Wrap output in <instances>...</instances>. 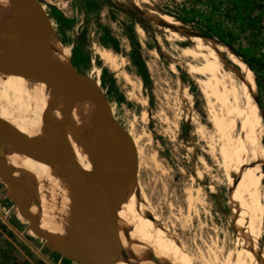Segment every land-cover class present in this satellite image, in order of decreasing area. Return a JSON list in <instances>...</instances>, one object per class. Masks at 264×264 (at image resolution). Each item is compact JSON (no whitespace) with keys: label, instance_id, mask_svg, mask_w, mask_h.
<instances>
[{"label":"bare ground","instance_id":"obj_1","mask_svg":"<svg viewBox=\"0 0 264 264\" xmlns=\"http://www.w3.org/2000/svg\"><path fill=\"white\" fill-rule=\"evenodd\" d=\"M122 1L151 27L180 44L187 43L179 48L180 63L189 73L202 77L199 89L209 104L210 123L219 143V161L227 172V218L235 236L234 248L221 261L214 253L212 261H204L205 264H264L260 243L264 143L261 118L252 99V72L228 48L191 33L149 0ZM28 12L32 13L28 8L0 0V55L23 53L36 26ZM57 43L61 44L55 34L48 35L40 43L38 55L70 64L69 53ZM95 53L112 63L108 52ZM185 59L190 62L184 63ZM90 111L89 95L81 88L58 93L28 76L0 73V120L18 131L33 151L62 147L88 171L91 166L83 139ZM104 141L116 168L120 206L119 235L115 248L107 253L106 264H195L183 244L168 242L149 223L155 215L141 189L134 195L133 153L124 156V151L129 153L131 148L127 139L109 123ZM0 145V181L7 186L9 200L17 205L13 216L20 224L31 226L27 227L28 235L43 240L64 258L75 260L78 238L104 210L100 188L89 179L75 177L64 162L44 165L24 157L1 139Z\"/></svg>","mask_w":264,"mask_h":264},{"label":"rangeland","instance_id":"obj_2","mask_svg":"<svg viewBox=\"0 0 264 264\" xmlns=\"http://www.w3.org/2000/svg\"><path fill=\"white\" fill-rule=\"evenodd\" d=\"M40 1L50 13L49 36L58 37L61 44L57 45L69 53V63L104 84L110 114L131 145L124 156L133 153L134 195L141 189L155 215L149 218L151 226L168 242L183 244L195 264L212 261L214 253L221 261L235 244L227 218L229 183L219 161L209 104L199 89L202 77L189 73L179 60V48L187 43L180 44L146 24L137 12L128 13L122 0ZM149 1L162 5L165 0ZM28 9L36 22V10ZM134 37L140 45L135 53L130 44ZM96 50L108 52L112 63L102 60ZM132 55L141 60L145 72L132 63ZM252 99L256 106L262 99L264 107V95L256 83ZM257 109L264 143V112ZM6 191L0 181V246L9 243V250L21 262L61 264V258L54 262L51 254L58 253L28 235L29 224L22 225L13 216L17 205ZM260 243L264 253V215ZM70 264L81 263L71 260Z\"/></svg>","mask_w":264,"mask_h":264},{"label":"water","instance_id":"obj_3","mask_svg":"<svg viewBox=\"0 0 264 264\" xmlns=\"http://www.w3.org/2000/svg\"><path fill=\"white\" fill-rule=\"evenodd\" d=\"M8 1L21 7L35 9L37 20L23 53L17 56L0 55V73L28 76L58 93L81 88L89 95L91 111L84 132L83 145L91 170L88 171L77 165L69 152L62 147L43 152L33 151L25 138L2 120H0V139L35 162L44 165L64 162L75 177L89 179L98 185L105 207L78 238L75 260L81 264H106L107 253L115 248L119 235L120 206L116 168L105 149L104 139L109 123L118 129H121V126L110 114L108 94L99 80L77 71L71 64L38 55L40 43L52 33L51 17L47 6L40 0ZM2 150L3 146L0 145V152Z\"/></svg>","mask_w":264,"mask_h":264},{"label":"trees","instance_id":"obj_4","mask_svg":"<svg viewBox=\"0 0 264 264\" xmlns=\"http://www.w3.org/2000/svg\"><path fill=\"white\" fill-rule=\"evenodd\" d=\"M154 6L192 33L232 51L252 72L257 87L264 95V0H165L162 5ZM143 21L148 24L144 18ZM130 44L133 53L140 50L136 37L131 39ZM131 61L145 72L138 57L132 55ZM261 102L262 99L257 107L264 112ZM4 243L0 246V264H29L19 261L9 250L10 244ZM51 254L54 262L61 258V264L71 263L60 254Z\"/></svg>","mask_w":264,"mask_h":264}]
</instances>
